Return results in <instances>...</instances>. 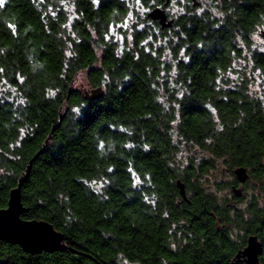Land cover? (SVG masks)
<instances>
[{
  "label": "trees",
  "instance_id": "1",
  "mask_svg": "<svg viewBox=\"0 0 264 264\" xmlns=\"http://www.w3.org/2000/svg\"><path fill=\"white\" fill-rule=\"evenodd\" d=\"M163 3L0 6V208L46 141L20 217L62 236L0 264H239L249 235L264 264V0H169L161 28Z\"/></svg>",
  "mask_w": 264,
  "mask_h": 264
},
{
  "label": "water",
  "instance_id": "2",
  "mask_svg": "<svg viewBox=\"0 0 264 264\" xmlns=\"http://www.w3.org/2000/svg\"><path fill=\"white\" fill-rule=\"evenodd\" d=\"M169 0H164L162 7H153L147 17L156 20L161 28L170 27L173 23L172 18H168L165 6ZM195 2V0H194ZM263 36V34H262ZM264 37V36H263ZM81 96L85 99H94L103 94V89L98 87L79 90ZM43 147L37 151L34 157L29 160L26 169L19 178L17 186L9 191L7 205L0 208V239H4L11 243L20 244L26 251L35 253L42 250H57L61 245L62 236L56 232L51 224L44 221L23 220L20 214L24 208L20 201L19 188L23 181L28 177L31 163L36 156L43 152ZM238 183H244L248 177V173L243 166H238L233 170ZM176 186L179 194L185 199V186L179 179L176 180ZM232 191L236 196H240L241 188L232 186ZM262 253V244L256 235H249L246 239V245L236 253L237 258H242L244 264H260L258 257Z\"/></svg>",
  "mask_w": 264,
  "mask_h": 264
},
{
  "label": "rangeland",
  "instance_id": "3",
  "mask_svg": "<svg viewBox=\"0 0 264 264\" xmlns=\"http://www.w3.org/2000/svg\"><path fill=\"white\" fill-rule=\"evenodd\" d=\"M64 2V1H62ZM172 5V4H171ZM178 8L175 7V6H172V8H170V10L172 11H176ZM254 42L256 43V46L259 48V49H263L264 48V40L261 39V37H255V40ZM73 87L74 88H78V90H83V89H88V86L86 84V81L82 78L81 75H79V77L76 78L74 84H73ZM239 187L242 189V186L239 185Z\"/></svg>",
  "mask_w": 264,
  "mask_h": 264
},
{
  "label": "flooded vegetation",
  "instance_id": "4",
  "mask_svg": "<svg viewBox=\"0 0 264 264\" xmlns=\"http://www.w3.org/2000/svg\"><path fill=\"white\" fill-rule=\"evenodd\" d=\"M237 261H239L238 262L239 264H244L243 261H242V258H237Z\"/></svg>",
  "mask_w": 264,
  "mask_h": 264
},
{
  "label": "snow or ice",
  "instance_id": "5",
  "mask_svg": "<svg viewBox=\"0 0 264 264\" xmlns=\"http://www.w3.org/2000/svg\"><path fill=\"white\" fill-rule=\"evenodd\" d=\"M5 0H0V6L4 4Z\"/></svg>",
  "mask_w": 264,
  "mask_h": 264
}]
</instances>
